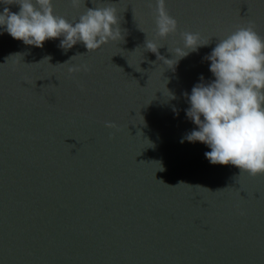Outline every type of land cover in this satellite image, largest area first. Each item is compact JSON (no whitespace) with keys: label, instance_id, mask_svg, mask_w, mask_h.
Listing matches in <instances>:
<instances>
[{"label":"water","instance_id":"obj_1","mask_svg":"<svg viewBox=\"0 0 264 264\" xmlns=\"http://www.w3.org/2000/svg\"><path fill=\"white\" fill-rule=\"evenodd\" d=\"M52 5L70 22L113 7L123 39L87 53L0 34V264H264V175L180 143L183 94L213 79L204 57L238 27L264 39V0H165L166 39L155 0ZM185 31L209 44L172 67Z\"/></svg>","mask_w":264,"mask_h":264},{"label":"clouds","instance_id":"obj_2","mask_svg":"<svg viewBox=\"0 0 264 264\" xmlns=\"http://www.w3.org/2000/svg\"><path fill=\"white\" fill-rule=\"evenodd\" d=\"M71 3L75 7L80 0ZM13 5L18 8L15 12L9 8ZM154 26L161 39L177 31L165 0H155ZM5 32L24 45L41 48L46 40L59 39V48L67 51L79 43L87 53L123 39L113 7L85 8L70 22L54 12L52 0H0V34ZM180 38L182 43L171 52L173 58L165 59L175 61L172 67L209 44L190 31L180 33ZM216 41L204 57L213 79L205 83L201 76L190 93L183 94L188 105L185 116L195 127L180 143L204 144L210 149L204 156L213 165H232L253 177L264 175V39L251 26H242ZM144 48L158 54L160 47L145 39ZM88 70L86 64L69 67V73ZM169 98L175 96L169 93ZM105 127L116 125L105 122Z\"/></svg>","mask_w":264,"mask_h":264}]
</instances>
